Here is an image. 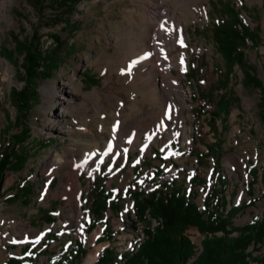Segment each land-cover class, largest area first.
Returning a JSON list of instances; mask_svg holds the SVG:
<instances>
[{
  "label": "rangeland",
  "instance_id": "374dc122",
  "mask_svg": "<svg viewBox=\"0 0 264 264\" xmlns=\"http://www.w3.org/2000/svg\"><path fill=\"white\" fill-rule=\"evenodd\" d=\"M224 1L239 9L244 24L258 36L257 45L248 44L245 53L264 81V0H205L201 9L205 14H198L193 0H78L69 12L61 4L64 0H45L42 9L30 0H0V145L9 143V132L4 129L16 116L8 98L10 89L23 85L19 80L21 57L13 55L8 60L1 48L11 52L16 38L24 40L32 34L41 38L44 48L50 46L51 35L67 41L70 48L61 55L57 71L38 82V98L23 119L24 128L30 130L24 145L29 153L27 164L20 172L6 171L0 180V264L9 259L55 264L75 241L87 249L82 264L94 249L98 254L106 248L117 254L133 250L142 240L143 226L134 215L130 190L149 191L153 181L170 177L199 206L213 185L220 188L218 180L223 177L226 209L246 206L232 220L233 225L260 216L264 211L260 92L245 85L238 66L228 70L216 49L212 29ZM164 10L178 26L173 33L161 28V48L155 52L171 75L179 77L178 82L165 81V88L159 75L151 80L131 73L132 64H144L143 57L127 63L143 41L147 48L157 44L153 38L157 26L149 12L160 16ZM53 18L60 22L53 23ZM153 63L146 62V69ZM224 76L232 105L217 120L213 135L206 123L224 92L218 83ZM206 91L212 92V98L205 103L198 95ZM202 103L205 115L196 109ZM163 114L166 125L162 127ZM147 119L152 121L149 131L137 139L144 128L140 122ZM216 139L221 142L218 154L196 157ZM81 155L90 157L86 167L81 166ZM252 168L259 169V177L251 190L246 184ZM97 177L105 180L120 208L118 213L105 212L103 221L89 232L83 227L92 220L87 195ZM197 177L203 182L194 183ZM8 179H12L10 184ZM65 179L71 185L68 194L63 192ZM24 181L33 190L27 204L19 196L5 200ZM105 227L112 239L96 242ZM185 233L197 241L188 259L192 264L202 251V235L193 227ZM28 246L32 252H23ZM263 252L264 246L253 255Z\"/></svg>",
  "mask_w": 264,
  "mask_h": 264
},
{
  "label": "trees",
  "instance_id": "16d2710c",
  "mask_svg": "<svg viewBox=\"0 0 264 264\" xmlns=\"http://www.w3.org/2000/svg\"><path fill=\"white\" fill-rule=\"evenodd\" d=\"M30 1L33 2L34 7L42 9L45 0ZM77 2L78 0H64L60 3L69 12L73 10ZM220 5L217 10L219 17L212 29L216 49L224 59L228 70L238 66L242 71L245 85L259 90L260 120L264 125V81L259 78L257 68L251 64L245 53L248 44L256 46L259 38L249 26L244 24L239 9L229 1H224ZM51 21L60 22L58 18H53ZM63 23L67 26L66 22ZM50 39V46L44 48L41 38L32 34L24 40L16 38L12 53L1 48L3 57L8 60L12 59L13 55L17 58L21 57L18 66L21 69L19 80L23 85L20 88H11L8 95L10 103L16 110V116L14 121L8 122L4 129V132H9V143L0 145V180L6 171L20 172L27 164L29 153L24 145L30 138V130L28 127L24 128L23 119L38 98V82L49 78L57 71L63 54L65 55L70 49L68 42L58 36L51 35ZM226 77L221 79L222 81L218 79L220 90L224 92L218 97L215 110L209 114L210 118L206 123L213 135L217 131V120L224 117L232 105V99L228 95ZM199 96L202 102H209L212 92H201ZM196 109L200 115L206 114L203 103L198 104ZM220 149L221 142L216 139L212 144L205 146V152H198L196 157H209L218 154ZM258 170L257 168L250 170V180L246 186L251 190L257 183ZM158 175L157 173L156 176ZM260 181L263 189L261 196L264 199V167L260 173ZM193 182H203V180L197 177L193 179ZM153 183L149 191H144L141 187L138 190L134 187L130 190L134 215L143 226V240L136 245L135 249L120 254L106 248L95 264H187L193 254L194 246L185 232L191 227L196 228L203 235L202 251L192 264H264V252L260 255H253L264 246V211L250 222L234 226L232 220L246 206L233 205L226 209L228 202L222 196L226 188L223 177L218 180L220 188L213 185L206 195L203 209L190 198V195H186L175 179L170 177L167 180H155ZM15 188V193L6 197L5 200L19 196L27 204L33 192L31 183L24 181L23 185ZM114 198L115 195L107 190L103 178L97 177L93 180L87 195L88 217L92 220L83 223L87 231L91 232L103 221L105 212L115 210L118 213L120 207ZM42 214L47 220H52L46 210H42ZM152 221L156 223L154 227ZM217 233L220 235H216ZM111 239V232L105 227L97 242ZM22 251L32 252L29 246ZM86 253L87 249L84 244L75 241L69 250L57 257L55 264H81ZM27 262L34 264L29 259ZM23 263V260L9 259L6 264Z\"/></svg>",
  "mask_w": 264,
  "mask_h": 264
},
{
  "label": "bare ground",
  "instance_id": "6f19581e",
  "mask_svg": "<svg viewBox=\"0 0 264 264\" xmlns=\"http://www.w3.org/2000/svg\"><path fill=\"white\" fill-rule=\"evenodd\" d=\"M193 1H195L194 2L195 3L194 5H195V7H196V9L198 11V14H202V13L205 14V12L201 10L202 7H203V2L205 0H193ZM149 14L151 16V19L154 21L155 26H157L155 28V30H154V35H153L154 36L153 37L154 38V41L157 44H155L154 47L147 48V46L144 44V41H143L142 42L143 44L141 43V48L139 49V51L138 52H133V54H131V57H129L127 59V63L129 62V64H130V62L133 59H136V58L139 57V60H140V57L141 58L143 57L144 60H145L144 61V64L143 63H142L143 65L142 64L139 65V63L132 64L131 65V68H130L131 69V73H136L137 78L142 76V77H144L146 79H151V80H154L153 78L154 77H157L159 75L158 77H160V79H161V87L165 88V86H167V84L165 85V81L170 82V83L171 82H178L179 77L176 78V77H173L171 75V71L167 67V65H164L160 61L159 57L157 58L158 55L155 52V49L157 51L159 48H161V46L158 44V43H160L159 41H161V38H162L161 36H162V33L164 32V31L161 30V28H164L167 32L173 33V31L176 29V27L178 25H176V23L174 22V19L172 18V15H170L169 12L166 11V10H164L162 12V14H160V16H156L152 12H149ZM143 18L144 19H148V16L147 15H144ZM164 26H167V28H165ZM184 43H185V38H184ZM182 56H183V58H186L187 57V55L185 53ZM148 61H150V63H151V61L154 62V63H153V65L151 64L150 67L147 70L145 63L146 62L148 63ZM1 65L2 64H0V66ZM2 80H3V78H2ZM153 98L155 100H158L159 99L157 95H155ZM162 98H163V101H166L165 100V97L162 96ZM170 98H171L172 101H174V98L172 96ZM163 111H164V108H163ZM151 122L152 121L150 119H147L145 121H141L140 122V124L143 125L144 128H142V130H139L140 131V134H139V136H137V139H139L141 137V134L142 133L149 131ZM165 125H166V118H165V114H163L162 115V127L165 126ZM151 127H153V126H151ZM74 158H75V155L72 154L71 155V160H73ZM89 160H90V157L89 156L86 157V156L81 155L80 156L81 166L82 167H86L88 165ZM55 165L56 164L54 162H51V166L52 167L55 168ZM64 181H65V187L63 189V192L65 194H68L69 191L71 190V185L68 183V181L66 179ZM11 182H12V179H8L7 180V184H10ZM67 198H69V197L67 196ZM69 203H70L69 205L72 206V200H69ZM98 255H99L98 254V249L91 250L88 253V255L85 257L84 264H92V263L96 262V260L98 258Z\"/></svg>",
  "mask_w": 264,
  "mask_h": 264
},
{
  "label": "built area",
  "instance_id": "2783aa9c",
  "mask_svg": "<svg viewBox=\"0 0 264 264\" xmlns=\"http://www.w3.org/2000/svg\"><path fill=\"white\" fill-rule=\"evenodd\" d=\"M191 242H192V241H191ZM196 242H197V241H196ZM196 242H192V243H193V245H195V243H196ZM187 264H188V261H187Z\"/></svg>",
  "mask_w": 264,
  "mask_h": 264
},
{
  "label": "water",
  "instance_id": "95a60500",
  "mask_svg": "<svg viewBox=\"0 0 264 264\" xmlns=\"http://www.w3.org/2000/svg\"><path fill=\"white\" fill-rule=\"evenodd\" d=\"M129 226H131V227L133 226L131 222L129 223Z\"/></svg>",
  "mask_w": 264,
  "mask_h": 264
}]
</instances>
